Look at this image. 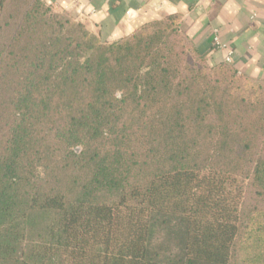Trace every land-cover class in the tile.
Instances as JSON below:
<instances>
[{"label":"trees","instance_id":"trees-1","mask_svg":"<svg viewBox=\"0 0 264 264\" xmlns=\"http://www.w3.org/2000/svg\"><path fill=\"white\" fill-rule=\"evenodd\" d=\"M8 2L0 264H264V206L244 205L264 199V88L177 15L104 43L44 0L4 21Z\"/></svg>","mask_w":264,"mask_h":264},{"label":"crops","instance_id":"crops-1","mask_svg":"<svg viewBox=\"0 0 264 264\" xmlns=\"http://www.w3.org/2000/svg\"><path fill=\"white\" fill-rule=\"evenodd\" d=\"M85 23L104 43L130 36L139 26L166 15L180 18V30L212 64L231 65L264 88V0H44ZM224 48L217 50L211 30Z\"/></svg>","mask_w":264,"mask_h":264},{"label":"rangeland","instance_id":"rangeland-1","mask_svg":"<svg viewBox=\"0 0 264 264\" xmlns=\"http://www.w3.org/2000/svg\"><path fill=\"white\" fill-rule=\"evenodd\" d=\"M26 1H28V0H9L7 13L4 15V19H5L4 21H8V18H7L8 14L16 15V11L18 9L22 8L23 6H25ZM51 8H52L53 13H56V14L64 17V18H67L68 16H70L68 12H65V11L62 12L60 10L53 8V7H51ZM65 13L68 15L67 17L65 15ZM70 17H72V16H70ZM5 36H6V30L1 32V37H5ZM257 202H258V205L264 206V199L256 200L255 197L252 196L251 191H248L246 194V197H245V204H244L245 207L246 208L251 207V206L257 204Z\"/></svg>","mask_w":264,"mask_h":264},{"label":"built area","instance_id":"built-area-1","mask_svg":"<svg viewBox=\"0 0 264 264\" xmlns=\"http://www.w3.org/2000/svg\"><path fill=\"white\" fill-rule=\"evenodd\" d=\"M211 41L214 48L217 50H222L224 48L223 43L220 41L219 35H218V29L214 28L211 30ZM224 62L227 64L231 63V53H229L225 58Z\"/></svg>","mask_w":264,"mask_h":264}]
</instances>
